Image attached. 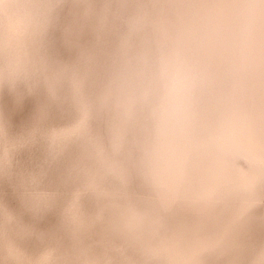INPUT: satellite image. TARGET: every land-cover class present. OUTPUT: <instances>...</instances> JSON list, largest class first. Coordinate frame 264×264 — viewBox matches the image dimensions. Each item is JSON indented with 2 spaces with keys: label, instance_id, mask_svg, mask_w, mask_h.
Instances as JSON below:
<instances>
[{
  "label": "clouds",
  "instance_id": "1",
  "mask_svg": "<svg viewBox=\"0 0 264 264\" xmlns=\"http://www.w3.org/2000/svg\"><path fill=\"white\" fill-rule=\"evenodd\" d=\"M61 108L78 131L54 139ZM74 143L113 191L65 161ZM46 181L77 193L52 225ZM220 205L193 241L189 219ZM261 234L264 0H0V264H264Z\"/></svg>",
  "mask_w": 264,
  "mask_h": 264
},
{
  "label": "bare ground",
  "instance_id": "2",
  "mask_svg": "<svg viewBox=\"0 0 264 264\" xmlns=\"http://www.w3.org/2000/svg\"><path fill=\"white\" fill-rule=\"evenodd\" d=\"M54 39L56 41L54 46V54L65 59H70L74 55L73 50L68 49L62 45L59 41V33L54 34ZM107 43H111V37L107 38ZM107 47V44L105 45ZM225 101L216 90L210 91L204 98V105L210 111L214 110L218 106L226 104ZM10 124V131L12 133H17L21 131L22 125H20L14 117H8ZM74 115L71 110L67 108H61L59 110V116L55 121L50 122L51 133L54 139H64L72 137L78 131V125L74 122ZM97 132L103 133V122H97ZM65 161H78L81 164V176L86 181H92L97 184L101 189L107 191H113L116 187L115 182L110 176L105 173L104 168L97 163L88 152H86L80 144L74 143L69 146L65 156ZM134 188L137 192L142 191V185L138 181ZM41 190L51 191L55 198L59 192L65 189V194L63 200L58 199L56 202L57 207L53 212H50L43 218V223L52 225L56 223L57 213L66 203H70L73 198L76 197L77 193L75 186L71 181H67L61 184L52 185L50 182H44L40 185ZM85 207L87 211L95 213L104 204L108 203L103 197L97 199L94 197H89L85 201ZM9 206L11 208H17L18 204L15 199L9 201ZM230 214V207L228 205L217 206L212 211L203 212L199 217H191L188 221L191 228V237L193 241L199 239L203 235H210L217 233L225 224L228 216ZM49 216V219H48ZM25 222H30L28 217H25ZM261 239H264V234L260 235Z\"/></svg>",
  "mask_w": 264,
  "mask_h": 264
},
{
  "label": "rangeland",
  "instance_id": "3",
  "mask_svg": "<svg viewBox=\"0 0 264 264\" xmlns=\"http://www.w3.org/2000/svg\"><path fill=\"white\" fill-rule=\"evenodd\" d=\"M64 194H65V189L62 192L57 193V195H56V197H57L56 202H58V199L63 200ZM48 219H49V216H48Z\"/></svg>",
  "mask_w": 264,
  "mask_h": 264
}]
</instances>
